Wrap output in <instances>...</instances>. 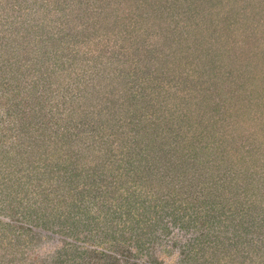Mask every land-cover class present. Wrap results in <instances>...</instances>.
<instances>
[{"label":"rangeland","instance_id":"rangeland-1","mask_svg":"<svg viewBox=\"0 0 264 264\" xmlns=\"http://www.w3.org/2000/svg\"><path fill=\"white\" fill-rule=\"evenodd\" d=\"M237 41L245 43L238 47ZM259 76L264 80V0H0V180L3 173L15 179L13 171L20 184L36 188L53 176V182L61 181V197L73 190L68 167L80 162L84 175L93 174L88 183L100 180L103 192H124L123 179L100 171L113 142L134 159L139 156L134 181L151 190L158 215L170 222L167 240L177 241L157 264H179L182 243L195 239L203 255L190 264H264ZM158 127L162 142L172 137L173 160L166 169L158 153L163 144L150 142ZM240 143L249 151L244 162L237 153ZM90 146L100 153L92 155ZM67 149L73 155L56 152ZM36 157L42 164L30 162ZM43 163L44 176L36 168ZM125 163L126 157L119 167ZM237 171L240 175H228ZM245 172L259 182L239 185ZM217 194L233 199L211 206ZM256 194L260 200L252 203ZM244 199L248 212L239 205ZM4 202L0 189V233L5 223L7 232L25 229L18 243L25 252L0 247V264H56L52 258L65 263L77 240L93 244L97 237L114 235L111 228L105 233L107 218L99 229L91 225V231L69 233L63 227L50 234L43 226L53 212L26 211L15 222ZM214 215L218 221L209 236L204 222ZM58 222L68 223L64 216ZM148 250L158 256L156 247ZM82 258L98 261L91 254ZM147 258L133 260L148 264Z\"/></svg>","mask_w":264,"mask_h":264},{"label":"trees","instance_id":"trees-1","mask_svg":"<svg viewBox=\"0 0 264 264\" xmlns=\"http://www.w3.org/2000/svg\"><path fill=\"white\" fill-rule=\"evenodd\" d=\"M238 47L242 46L243 41H237ZM182 62L177 63L176 67H180ZM110 68V67H109ZM261 76L258 77V80L256 83L259 85L257 86L258 92H262L264 94V80H261ZM129 87H131V84H128ZM257 92V93H258ZM145 94V93H144ZM145 99V98H144ZM259 108H263V106H258ZM161 128V127H160ZM159 127L151 133L153 134V139L150 141L151 143L160 142L163 145L160 144L158 146V153L159 157L162 158V168L166 169L168 167H171L169 163L172 162L173 157L168 152L169 146H171L170 141L172 140V137L170 139H167L166 141L162 142L163 134L164 132ZM181 132V129H180ZM182 133H186V129H182ZM180 135L177 132H175V135ZM184 136V135H183ZM174 137V136H173ZM182 137V136H181ZM249 140V139H248ZM247 143V142H246ZM113 144V145H112ZM108 144V147L106 148V154L109 153L108 157H106L104 160L101 161V170L100 171H110L115 172L118 176L116 177V180H124V192H121L119 189L115 188L111 192H107L103 190L106 186H104V189L101 187L100 180L95 183L91 182L88 183L86 177H92L93 174H85L81 170V164L80 162H76V165L73 167H68L72 174H73V190L72 191H65V196L60 197L61 193V181L53 182V176H49V178H46L43 181H46L48 184H42L41 182L36 185V188L34 187H26L24 184H20L18 180L19 176L16 172H11V176H14L15 179H9V176H6V173H3V179L0 180V189L4 192L5 197V205L8 206L9 209L7 214L10 215L11 219L15 220L19 218V216L24 215L27 212H31L34 210H37L40 213H46V212H53L54 218H52L53 223L49 224L48 222L45 223V230H49L50 234L57 233L60 229L65 227L66 231L69 233H72V231H76L79 229V231H82L83 229H86L88 231H91V225L94 226L95 229H99V225H105V222L103 220L107 218L110 222V226L106 224V231L107 233L109 230L108 228H111L113 230V234L110 232L108 235L109 239L107 240L105 237L99 238L97 237V240H94L95 243L90 244L87 243L84 240H77L80 243L79 244H72L70 245L69 249L71 248L72 251H66L67 259H63L64 261H60L58 259L52 258L56 262V264H119L121 261L122 264H143L138 263L137 261L133 260L137 256L139 258L141 255L145 254L148 255L147 261L148 264H157L158 259L162 258L161 256H168L171 252L172 254V247L175 245L176 240H167V235L169 233L168 226L170 225V222L164 221L162 219V215H158V212L156 210H159V207L156 206L155 203V197L151 195V190L149 188H145L142 186H139L138 183L134 181L135 176L137 175L135 171L139 170V166L137 165V168L135 167V164L139 163V156L138 158L134 159V157L130 156V154L121 152V146L118 144H115L112 142ZM241 148L237 150L239 158H241L242 162L245 161V157L248 155L249 152L247 148H244L245 145L243 143H240ZM244 146V147H243ZM91 147V146H90ZM181 148L178 147V150ZM192 149V148H191ZM92 155H95L97 153H100V150L97 146L91 147L90 149ZM118 151V152H116ZM172 151V150H171ZM56 152L61 153V157H68L69 155H73L74 152L71 151V149H67L65 152H61L57 150ZM91 156V155H90ZM168 156L170 158H168ZM126 157V163L122 169V167H119V162L122 161L123 158ZM171 159V160H170ZM177 159V158H176ZM138 160V161H137ZM196 160V159H195ZM31 161L39 162L42 164L41 161H39V158L36 157L33 158ZM105 161V162H104ZM83 165L87 164L86 159L83 161ZM239 164V163H238ZM245 165V164H243ZM30 166V165H29ZM126 166V167H125ZM240 167V164L237 165ZM249 167V165H247ZM33 167V166H32ZM247 167V168H248ZM37 171H39V174H42L44 176L45 172V166L43 163V168L40 169L38 167ZM137 169V170H136ZM246 171V170H245ZM65 172V171H64ZM69 172V173H71ZM140 172V171H138ZM246 173V172H245ZM243 174L241 178L238 180L239 185H243V187L251 188L254 186L256 182H259L256 178L252 177V174ZM131 174V175H130ZM159 174H162L159 172ZM240 175V172L236 173H228L230 176H236ZM41 175V176H42ZM42 176V177H43ZM160 176V175H159ZM158 176V177H159ZM210 176V180L213 179ZM219 178V177H216ZM43 179V178H42ZM41 179V180H42ZM66 178H64L65 180ZM215 179V178H214ZM263 180V179H262ZM64 182V181H63ZM7 183V184H6ZM217 180H214L213 184H216ZM4 184L7 185L6 188H4ZM66 185V183H64ZM123 185V187H124ZM110 187V186H108ZM107 187V188H108ZM72 188V186H71ZM210 187H205V189L209 190ZM222 192V189L216 190L214 189L212 193L213 196L217 192ZM248 192V191H247ZM75 193V196H74ZM110 194V196H107V194ZM170 193V192H169ZM76 194L80 196V198L77 199ZM138 194V195H137ZM210 194V193H206ZM221 194V193H220ZM219 194V195H220ZM51 195V196H50ZM143 195V197H141ZM203 195V194H201ZM217 194L216 197H214V200L211 202V206H214L218 202H225L229 201L230 199H233L232 196L229 195H222L219 196ZM68 196V197H66ZM139 196V197H138ZM164 196V195H163ZM264 196V193L261 195V197ZM51 197V198H50ZM165 197V196H164ZM263 198V197H262ZM255 199V200H252ZM258 194L255 196H252L249 200L257 201ZM106 200H110L111 203H107ZM222 200V201H219ZM248 199H244V201H240L239 205L241 204V207L243 209L245 208L246 212L249 210V206H247ZM253 203V202H252ZM128 206H127V205ZM125 210L123 211V209ZM167 204L165 208L163 209L162 213L164 216H167ZM66 210V211H65ZM97 210V212L94 211V213H91V211ZM208 210V209H207ZM209 210H215V207H211ZM172 211H178L173 208ZM69 213V215L66 214ZM97 213V214H96ZM174 212H171V214ZM51 214V213H50ZM52 215V214H51ZM97 215L95 221H90L94 218V216ZM61 216L66 217L68 223L61 224L58 222V220H61ZM82 216L85 217V220H82ZM215 216V215H214ZM211 216L209 220H206L205 226L206 228V234L210 231L209 236L214 232L213 226L216 225L215 221H218L217 216ZM90 217V219H89ZM253 217V214L251 212L250 218ZM184 217L181 216V220ZM56 219V220H55ZM123 219V221H122ZM178 219V216L176 215L175 220ZM215 220V221H214ZM174 221V220H173ZM16 222V220H15ZM175 222V221H174ZM173 224V223H171ZM210 224V226H208ZM10 228L9 224H6L2 226L1 233H0V247L3 250H9L10 253L14 254H20L23 255L25 250L23 249L22 245H20L18 250V243L19 239L23 241L25 239L22 237V233H24L25 229L22 230L20 227V231L18 230L19 227L14 226L11 228L13 232H7L4 229ZM101 230H96V232ZM17 235V236H16ZM199 235L204 236V234L201 232ZM208 235V234H207ZM205 235V237L207 236ZM19 236V237H18ZM46 237H49L48 235H45ZM86 237V236H84ZM90 236H88L89 238ZM197 237V236H196ZM16 238V239H15ZM195 239L192 241V243H182L179 252L182 254V258L179 260V264H190L195 263L198 260V255H203V251L197 246ZM26 240H24L25 242ZM190 241V240H189ZM66 244V243H65ZM179 244V243H178ZM31 245L29 243L25 242L24 247L25 248H31ZM156 247L158 256H155V253L148 250V247ZM176 246V245H175ZM187 247V248H186ZM68 249V250H69ZM115 251L116 254L111 255L106 253V251ZM199 251H201L202 254H199ZM85 254H91L93 258L97 259L98 261H94L91 258H88V260H82L84 258L83 255ZM75 257V258H74ZM78 257V258H77ZM156 257V258H155ZM155 259L157 261H155ZM204 262V261H203ZM10 263V261H8ZM212 262H209L211 264Z\"/></svg>","mask_w":264,"mask_h":264}]
</instances>
